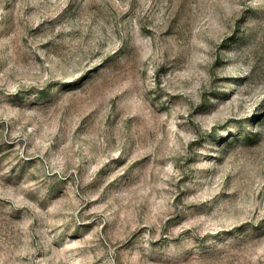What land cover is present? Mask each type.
<instances>
[{"label": "rangeland", "instance_id": "374dc122", "mask_svg": "<svg viewBox=\"0 0 264 264\" xmlns=\"http://www.w3.org/2000/svg\"><path fill=\"white\" fill-rule=\"evenodd\" d=\"M0 264H264V0H0Z\"/></svg>", "mask_w": 264, "mask_h": 264}]
</instances>
